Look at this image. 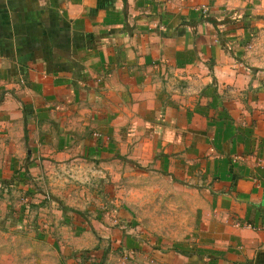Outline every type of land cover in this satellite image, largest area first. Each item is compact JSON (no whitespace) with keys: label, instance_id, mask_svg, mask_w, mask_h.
<instances>
[{"label":"crops","instance_id":"0c3cea01","mask_svg":"<svg viewBox=\"0 0 264 264\" xmlns=\"http://www.w3.org/2000/svg\"><path fill=\"white\" fill-rule=\"evenodd\" d=\"M0 192V264H264V0H0Z\"/></svg>","mask_w":264,"mask_h":264},{"label":"rangeland","instance_id":"374dc122","mask_svg":"<svg viewBox=\"0 0 264 264\" xmlns=\"http://www.w3.org/2000/svg\"><path fill=\"white\" fill-rule=\"evenodd\" d=\"M141 173H139L138 170L134 169V178H137L138 182H144L145 185H148L151 182H156V180L154 178H150L146 175H150L148 173H146V175H140ZM70 183L69 181H65ZM73 183H76V181L74 180ZM122 183H124V177L122 178ZM18 195H13L12 193L7 194V195H3L2 192H0V228L2 227V231H6L5 229H11L13 226V219L12 217L8 218L5 217L8 214V211L5 207L6 203L8 202H18L17 200ZM26 202V200H25ZM156 204L155 207H143L141 208L140 206H138V208H136L137 212L136 214L140 217V218H144L145 219V225L146 227H148V225H150L151 227H153L154 229H156L158 226H160L162 229H166V230H171L173 227H176V223H174V221H172V211L173 208L167 207L165 205H163L162 202H154ZM161 203V204H160ZM12 214L14 213V211H11ZM6 214V215H4ZM146 219L149 220V224L146 223ZM175 225V226H174ZM9 229V230H10Z\"/></svg>","mask_w":264,"mask_h":264}]
</instances>
